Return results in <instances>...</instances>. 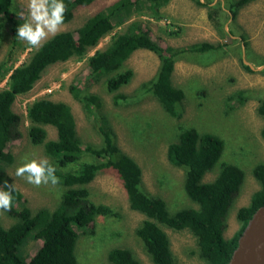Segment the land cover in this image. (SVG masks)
<instances>
[{
    "label": "rangeland",
    "instance_id": "1",
    "mask_svg": "<svg viewBox=\"0 0 264 264\" xmlns=\"http://www.w3.org/2000/svg\"><path fill=\"white\" fill-rule=\"evenodd\" d=\"M111 1L95 0L87 6L76 8L73 17L64 23L61 31L76 29L93 12ZM199 1L202 4H197L196 0H169L160 7V19L136 16L163 48L200 41L227 43L223 53L218 51L203 56L185 54L175 61L171 81L184 92L180 116H170L151 93L143 92L141 84L154 76L159 64L157 54L150 50L137 49L124 61L123 68L132 69L133 76L119 89L128 97L122 104H114L112 93L105 87L108 75L98 80L81 79L87 72V57L94 50L104 48L111 36L121 32L127 22L114 27L85 56L70 57L48 65L27 93L15 97L12 108L20 116V137L9 143L13 160L6 166L5 173L9 182L21 193L24 204L33 212L40 208L49 211L55 209L65 189L60 184L53 186L51 183L35 187L15 175L23 157L48 158L42 145L30 141V122L26 115L30 102L45 97L65 102L70 107L82 146L99 145L102 136L98 126L102 123L109 125L119 148L139 165L141 189L148 195L163 198L171 212L194 203L183 190V168L174 166L167 159V144L176 139L180 126H194L199 131L220 136L224 140L221 158L202 180H212L222 160L237 163L243 168L245 178L227 211L223 235L230 237L238 231L236 209L246 204L251 193L258 188L251 169L254 164L264 160V139L260 136L264 119L256 112L259 99L264 97V0L248 3L233 18L229 13L228 17L223 13L228 12L224 0ZM27 4L28 0H13L14 20L0 21V62L8 59V67L27 60L35 50L14 36L18 25L28 18ZM209 11L213 12V17L208 16ZM15 37L16 45L13 44ZM243 59L257 69H246ZM8 75L6 73L0 77V88L6 85ZM72 84H80L85 92L99 97L101 106L97 108L94 120L87 114L83 102L72 96L69 89ZM237 90H245L244 102L238 103L235 99L228 101L226 97ZM45 128L47 139H54L55 128L51 125H45ZM86 187L92 201L109 205L118 216H97L89 230H78L74 247L77 264H111L107 252L116 246L129 248L139 264H154L135 234L144 215L130 209L120 182L107 172H99ZM13 221L0 210V223L3 226ZM162 228L168 235L176 264H205L198 256L196 238L189 230ZM39 244L38 240L28 239L23 245L26 257Z\"/></svg>",
    "mask_w": 264,
    "mask_h": 264
},
{
    "label": "trees",
    "instance_id": "2",
    "mask_svg": "<svg viewBox=\"0 0 264 264\" xmlns=\"http://www.w3.org/2000/svg\"><path fill=\"white\" fill-rule=\"evenodd\" d=\"M94 1L64 0L68 6L64 23L71 20L76 8ZM168 1L113 0L93 12L76 29L63 30L50 36L42 47L35 49L20 64L8 67V59L0 62V77L9 73L6 85L0 88V188L4 181L11 184L5 173L6 166L13 160L8 146L12 140L20 137V116L12 108L15 97L27 93L48 65L70 57L85 56L103 36L123 23L127 22L121 32L111 36L104 48L94 50L87 57V72L81 79L98 80L101 76L108 75L105 87L112 93L113 103L122 104L128 97L119 89L133 76L132 69L123 68L124 61L137 49L150 50L157 54L159 64L154 76L141 84L143 92L151 93L170 116H180L184 92L171 81L175 61L185 54L203 56L213 55L218 51L223 53L227 43L200 41L186 46L163 48L136 16L146 15L160 19V7ZM252 1L254 0H224L228 12L223 13L226 17L229 13L233 18L240 8ZM196 3L202 4L199 0ZM12 8L13 0H0V21L14 20ZM212 14L213 12H208V16L213 17ZM132 17L134 18L131 19ZM219 29L222 31V27ZM13 44L16 45V37L13 38ZM244 66L251 70L247 65ZM69 89L75 99L83 102L89 117H93L101 106L99 97L85 92L80 84H72ZM244 93L245 90H237L226 99H235L241 103L246 99ZM256 112L264 119V97L259 99ZM26 115L30 122V141L43 146L50 164L57 169L55 175L60 178L58 184L65 189L55 209L49 211L40 208L35 212L24 204L17 189L12 192L13 206L6 213L14 221L8 226L0 223V264H77L74 247L78 230H89L97 216H118L109 205L90 199L86 185L99 172L113 175L120 182L130 209L144 215L135 234L154 264H176L168 235L162 226L174 230H189L196 238L198 256L205 264H228L240 233L256 208L264 204L262 160L251 169L258 188L251 193L246 204L236 209L239 229L232 236L224 237L226 214L244 181L245 172L239 164L222 160L216 176L210 181L202 180L220 160L224 148V140L212 132H202L194 126H180L176 139L167 144V159L174 166L183 168V190L194 203L171 212L163 198L148 195L141 189L140 167L119 148L115 133L109 125L102 123L98 126L102 136L99 145L82 146L76 134L74 117L65 102L45 97L34 99L27 105ZM45 125L55 128L54 139H47ZM260 136L264 139V122L260 128ZM30 238L38 240L40 244L26 257L23 245ZM107 259L111 264H139L132 251L121 246L110 248Z\"/></svg>",
    "mask_w": 264,
    "mask_h": 264
},
{
    "label": "clouds",
    "instance_id": "3",
    "mask_svg": "<svg viewBox=\"0 0 264 264\" xmlns=\"http://www.w3.org/2000/svg\"><path fill=\"white\" fill-rule=\"evenodd\" d=\"M27 8L28 18L26 22L18 25L16 36L31 49H39L50 36H55L62 30L68 6L64 0H28ZM56 171V167L47 158L29 159L25 156L16 168L15 175L35 187L49 183L55 186L60 183V178L55 175ZM13 191L14 186L4 181L0 188V210H11Z\"/></svg>",
    "mask_w": 264,
    "mask_h": 264
},
{
    "label": "water",
    "instance_id": "4",
    "mask_svg": "<svg viewBox=\"0 0 264 264\" xmlns=\"http://www.w3.org/2000/svg\"><path fill=\"white\" fill-rule=\"evenodd\" d=\"M244 63L250 69H257L245 60ZM228 264H264V204L258 206L249 218Z\"/></svg>",
    "mask_w": 264,
    "mask_h": 264
}]
</instances>
